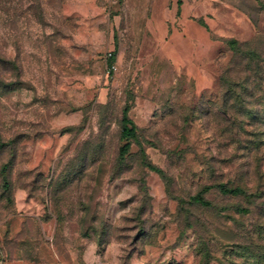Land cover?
I'll use <instances>...</instances> for the list:
<instances>
[{
	"label": "rangeland",
	"instance_id": "1",
	"mask_svg": "<svg viewBox=\"0 0 264 264\" xmlns=\"http://www.w3.org/2000/svg\"><path fill=\"white\" fill-rule=\"evenodd\" d=\"M199 3L0 0V260L264 264V0Z\"/></svg>",
	"mask_w": 264,
	"mask_h": 264
},
{
	"label": "trees",
	"instance_id": "2",
	"mask_svg": "<svg viewBox=\"0 0 264 264\" xmlns=\"http://www.w3.org/2000/svg\"><path fill=\"white\" fill-rule=\"evenodd\" d=\"M231 44L234 46L237 45V42L235 40L231 41ZM129 108L127 107L124 111V115L122 118V129H121V139L124 141V146L121 148L120 155L122 158H124L131 149L132 141L138 142V127L135 124V122L129 117ZM256 121H264V117L260 118L257 117L255 119ZM141 153L143 155L144 165L152 172H156L157 174L163 175L164 172L151 164L150 162H147V156L144 148L141 146ZM7 168H3L2 172L6 173ZM219 191L224 195H231V196H245L247 195V190L240 188V187H229L225 184H218L215 186ZM2 190L5 193H8L7 200L11 201L10 194H11V186L10 183L5 180ZM193 201L196 203H199L203 206H211V202L205 201L202 197L196 196L193 198ZM247 210H244L246 212Z\"/></svg>",
	"mask_w": 264,
	"mask_h": 264
},
{
	"label": "crops",
	"instance_id": "3",
	"mask_svg": "<svg viewBox=\"0 0 264 264\" xmlns=\"http://www.w3.org/2000/svg\"><path fill=\"white\" fill-rule=\"evenodd\" d=\"M167 3H170L172 6L171 12L174 15L173 22H175V24L177 23V26L181 24L184 25L190 22H195L197 23L198 27H205L206 24L204 22V19L201 17L203 10L201 9L199 0H167L165 3L164 0H159V5L157 4V6L162 7L165 6ZM158 13L161 12L159 11ZM163 13L165 15V11ZM181 30L183 31L182 28ZM175 33H179V31L177 30V32L175 31ZM184 33L185 30L183 31V34Z\"/></svg>",
	"mask_w": 264,
	"mask_h": 264
},
{
	"label": "built area",
	"instance_id": "4",
	"mask_svg": "<svg viewBox=\"0 0 264 264\" xmlns=\"http://www.w3.org/2000/svg\"><path fill=\"white\" fill-rule=\"evenodd\" d=\"M110 56H112V54H110ZM113 69H116V67H112ZM0 264H8L5 260H0Z\"/></svg>",
	"mask_w": 264,
	"mask_h": 264
}]
</instances>
